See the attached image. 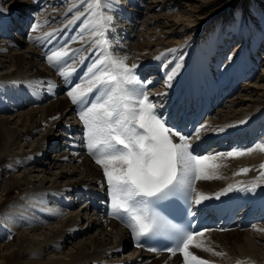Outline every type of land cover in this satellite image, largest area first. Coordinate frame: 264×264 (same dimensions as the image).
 Returning a JSON list of instances; mask_svg holds the SVG:
<instances>
[{
  "label": "bare ground",
  "instance_id": "obj_1",
  "mask_svg": "<svg viewBox=\"0 0 264 264\" xmlns=\"http://www.w3.org/2000/svg\"><path fill=\"white\" fill-rule=\"evenodd\" d=\"M15 1L17 0H0V8L3 9L4 6L8 5L6 13L0 12V16L7 19V25H13L11 30L8 28L11 34L15 32L14 26L18 27L22 21L24 24L31 22V15L26 12L38 10L40 0H30L25 3L24 8L14 7L12 2ZM36 1H38L37 4ZM55 1L57 0H49L46 4H53ZM61 1L68 4L67 8H61V12L63 11L66 16L69 12L77 11L78 6L86 5L72 17V20L78 21L72 27L67 25L64 29H69L67 32L71 34L75 31L76 37L68 46L73 52L76 49L74 53L76 64L81 60H86L85 57L90 59L89 63L92 64L97 56L93 54L95 46L88 48L92 39L90 36L91 29L85 28V25L89 23L85 19L89 0L77 2L76 0H58L62 4ZM145 2L146 0L144 3L141 0H108L110 7L105 11L112 17V22L106 32V38L111 44L109 51L116 58L126 57V63L129 66H137L136 77H140L142 74L145 76V71L154 70L146 81L148 82L146 83V91L149 97H153L155 103L160 97L164 96L167 99V95L174 92V86L170 87L171 90L173 89L172 92L167 90L168 86L165 87L164 91L162 88V90L154 88V85L159 84H156L155 81L160 76V82L163 73H166L164 68L162 69L165 63L163 64L161 59L157 57L158 52L173 46V40L180 39L176 35L180 34L179 30L184 24L190 26L181 31L183 32L182 35L196 25L186 23L187 21L181 23L183 19L181 21L169 19L166 21L171 22L162 23L164 21L162 11L172 7L179 9L180 2L185 4L189 0H151ZM51 4L48 7L52 6ZM121 4L126 5L128 10L122 8ZM52 10L46 13L42 11V14L37 16L38 21L34 23L36 31L31 32L32 36L29 42L24 41L25 49L23 52L17 51V41L0 42V174H2V170L6 169H3L4 161L10 162V167L15 171L10 175L11 177L8 178L6 184L2 186V189L0 188V193L5 189L10 192L12 189L19 188H22L24 193L18 194L12 204H8V200L0 195V208L4 209L3 207L6 206L10 208L3 214L7 224H9L8 229L17 234L15 244L11 242L0 243V261L2 263L8 262L15 256H21L27 260H24L27 264H183L182 253L175 255L165 253L157 257L155 254L135 249L130 243L127 232L117 221L105 217L99 219L98 217H91L88 206L83 205L82 208L75 210L79 205L78 199L88 189L96 188L99 190L104 188L107 190V185L102 169L95 163L87 150L71 152L70 149H66L62 152L65 146L63 126L65 124L79 126L82 121L79 114L73 112L74 104L67 95L70 89L65 90L64 78L48 65L44 57V47L40 50L37 47L44 42L41 40L38 43L37 38L45 36L47 32H53L54 29V26H51L50 29H39L42 27L39 25V20L42 18L41 20L45 23L53 22V24L58 21V12L55 13L54 11L50 14ZM18 11L22 16L19 15ZM82 12L84 15H81ZM137 13H142L143 17H146L141 25H138L140 24V16L134 19ZM1 20L0 18V22ZM1 27L4 26L1 25ZM61 27L60 29L63 30ZM62 32L65 31H55V33H60L58 36H62ZM155 32L160 33L161 36H156ZM259 46L264 47V42ZM85 48L88 50L84 51ZM80 52L81 55H77ZM192 59L190 69L184 71L185 75L183 76L189 83L200 79L197 77L200 71L204 73L210 71L212 69L210 62L213 61L206 62L204 59L197 58L196 55ZM74 63L71 65L72 68H74ZM38 64L43 69H37ZM200 64H203L202 67ZM258 64L264 71L263 59ZM249 65V69H254L256 64L251 62ZM44 70L46 73H43ZM200 76L203 77L201 80H206V76L203 74ZM262 82L264 83V76H261L258 82L252 86L244 87L241 93L234 95L232 100L229 99L230 101L227 103L229 105L227 107L228 112L225 116L219 112L208 119L200 130L201 137L197 139L204 140L208 144L213 143V147L205 154L217 148L220 144V138L230 142L231 137L240 135L237 138L240 142L246 134L255 137L256 127L259 130L264 127V100L261 101L264 84L260 85ZM31 83H38V86H26V84ZM17 84L25 85V87L18 88L19 91L27 90L29 87L32 92L20 95L18 100L11 101L7 98L11 97L13 93L8 91L6 87H15ZM201 84H205L202 91L203 95H215V92H211L212 89L206 83L202 82ZM57 91V98L46 100L41 98L42 93H46L43 98H47L48 94H54ZM193 94H201L198 92V86L193 90ZM29 96L37 101L30 107L28 105L29 101H32V97L27 98ZM43 102L45 103L40 104ZM159 102H164V99L159 100ZM252 124L255 125L254 129L251 128ZM54 129H57V132L53 136L54 138H51L50 134ZM219 129H223V131H218ZM256 138V140L261 139L260 136ZM175 141L178 142V137ZM232 142L238 145L236 140L232 139ZM223 145L225 147L227 143ZM83 146L85 145L83 144ZM247 146L241 141L238 150L248 149ZM50 151H54L55 155H48ZM227 152L225 150L220 153ZM41 159H45L47 162L41 161L39 163ZM218 163L223 165L215 172L218 178L196 181V192L212 197V195L221 193L229 185H232V192L238 191L239 196H243L247 200L252 199V201L257 200L258 194L264 193V181L258 179L259 166L264 163V153L255 151L250 155L236 159L221 157ZM242 168L251 170L246 175H236ZM54 169H58L60 172H51ZM254 182L256 183L254 191L244 190L250 188ZM228 231H233L232 235L236 234L237 237H242L241 254L238 257L233 255V258L230 257L232 260H228L226 257L227 259L220 258L219 263H214L216 261H214L213 256L211 257L213 260L210 257L206 258L211 252L200 249L203 253L202 259L209 261L210 264H264V220L250 229H244L243 232L238 229ZM228 231H226L227 234ZM217 234L226 235L222 231L213 229L205 232V236L198 239H202L206 247L214 250L210 236ZM79 238L81 240L70 247L68 246L69 240ZM14 245L16 246L15 249H11ZM124 250L128 253H125Z\"/></svg>",
  "mask_w": 264,
  "mask_h": 264
},
{
  "label": "snow or ice",
  "instance_id": "obj_2",
  "mask_svg": "<svg viewBox=\"0 0 264 264\" xmlns=\"http://www.w3.org/2000/svg\"><path fill=\"white\" fill-rule=\"evenodd\" d=\"M109 7L108 0L88 2L85 19L89 23L85 28L91 29L92 37L88 48L95 46L93 54L97 58L89 65L80 82L72 85L67 95L73 104L83 105L79 117L84 125V139L89 155L103 171L110 214L125 223L135 241L139 242L142 237L175 233L169 238L177 241V245L167 249L172 255L177 251L182 253L183 264H210L189 250L195 247L213 251L206 247L202 239H198L203 238L205 232H186L171 225L155 210V205L179 196L190 208L192 193H196L197 205L211 199L196 192L195 182L218 178L215 172L223 166L218 163L221 157L236 159L255 151L264 153V141L245 150L196 155L190 143L192 137L168 126L156 112V104L147 95L148 82L140 81L135 75L137 66H129L126 57L116 58L109 51L111 44L106 32L111 26L112 17L105 11ZM0 12H3L2 8ZM32 30L36 31V28ZM54 35L55 30L46 33L44 39ZM74 55L73 50L65 44L46 53L45 58L67 83L75 72L71 67V63L75 62ZM172 78L171 74L167 76L166 86H170ZM203 127L195 130L196 137H199ZM218 131L222 132L223 129ZM174 137H178V142H174ZM250 170L242 168L236 175H246ZM259 173L258 179L264 181V163L260 164ZM255 188L254 182L244 190L254 191ZM231 191L233 186L229 185L215 198L219 199ZM149 250L156 251L155 248ZM213 254L222 255L219 252Z\"/></svg>",
  "mask_w": 264,
  "mask_h": 264
},
{
  "label": "rangeland",
  "instance_id": "obj_3",
  "mask_svg": "<svg viewBox=\"0 0 264 264\" xmlns=\"http://www.w3.org/2000/svg\"><path fill=\"white\" fill-rule=\"evenodd\" d=\"M29 1L30 0H17L15 2H12V4L15 5L14 7H16V8H21V7L24 8L25 3L29 2ZM48 1L49 0H40L39 1V2H41L39 5V9H38L39 12H38V10H32L31 12L30 11L26 12L29 15H31V14L36 15L35 19L33 18L34 16L32 18L30 17L31 22L33 20V22H32L33 24L36 21H38L37 16L42 14L41 13L42 11H45L44 13H46V12H49L50 10L53 9L52 12H50V14L53 13L54 11H55V13L58 12L57 13L58 14V18H57L58 21L56 23H54V24H53V22L45 23L44 21L41 20L42 19L41 18L39 20V25L42 27H40L39 29H43V28L44 29H50L51 26L52 27L54 26L55 31H57V30L58 31H65L64 28L67 25H71V27H72L74 25V23L78 21V20H72V17L75 15V13L82 10V7L86 6V5L85 6L83 5L82 7L78 6L76 8L77 11L69 12L66 16L63 13V11L61 12V8H67L66 7V6H68L67 2L61 1L62 2V4H61L57 0L53 4L50 3L52 6L48 7V5H50V4H48V5L46 4ZM77 1H81V0H76V2ZM148 1H151V0H147L146 2H148ZM37 2L38 1H36V4H37ZM143 3H144V1H143ZM45 5H47V6H45ZM121 7L127 9L126 5L121 4ZM59 9H60V11H58ZM126 9H123V10H126ZM7 10H8V5H6V7L5 6L3 7V11H4L3 13L5 14L6 13L5 11H7ZM19 11H18V13H19ZM162 14H164L163 15L164 21H162V23L163 22H168V23L171 22V21H166L169 19H172V20L174 19L175 21L176 20L181 21L183 19V22H181V23H185L187 21L186 23H190L191 25L194 24L196 26L193 29L189 27L190 31L187 32L186 34L182 35L183 32H181V31L184 28H188V26H190L189 24L188 25L184 24L182 29L179 30L180 34L176 35L180 39H175V41L173 40V42H174L173 46L158 52L157 57H159L161 59L163 64L165 63L164 64L165 66L163 65L162 69L164 68L166 73L165 72L163 73L162 76L164 78L162 77L160 82L159 81L157 82L159 84L156 83L157 85L155 86V88L157 90H160L162 88L163 90L162 89L161 90L164 91V89L166 87V82H167L166 78L170 73L172 74V76L174 74L175 75L173 76L174 78H172V81H170L171 82L170 86L167 87L168 91L172 92L173 89L171 90V88H170L172 86H174V90H173L174 92H175V90H179V89L183 88L184 86H186L188 84V82L185 79V77H183L185 75L184 71H187V69H190L192 62H193L192 58L195 57V55L199 59H202V60L204 59V61L206 60V62H208L209 60L210 61L213 60L212 62H210L212 69H210V71H207L209 73H207V72L204 73L201 71L199 72L200 74H203L204 76H206V78H205L206 80H201V78H203V77L200 76V74L198 73L197 77H199L200 79L194 83L195 85L192 83V84H190V86L191 85L196 86V83H197V85L199 84L200 86H205V84L202 85V84H200V82L202 81V82L206 83V85H208L207 81H210V83L211 82L215 83L217 81H220V79L223 80L222 85L226 84V87H228L230 84H233V85L235 84V86H236L235 91L236 92H234V94L227 97L226 102L223 103L222 107H220V108H218V110L214 111V115L220 112L222 114V116H225V114L228 112L227 107H229V105H227V103L234 98V95H238L239 93H241V91L244 89V87L252 86L254 83L258 82V80L260 79L261 76H264V71H263L261 65L258 64L259 61H262V59L264 61V47L259 46V45H261V43L264 42V0H189V2L185 3V4H182L180 2V8L179 9H177L175 7L167 8L164 11H162ZM19 15L22 16V14H20V13H19ZM64 15H65V17H64ZM140 15H141V18L139 19L140 24H138V25H141V23H144V19L146 18L145 16L143 17L142 13H140ZM59 16H61V17H59ZM187 18H188V20H187ZM70 20L72 21V23H69ZM199 24H200V26H198ZM27 25H29V22L27 23ZM60 27L63 28V30H61ZM54 29H53V31H54ZM67 30H69V29H66V31ZM31 31L33 33V30H31ZM71 31H73V30H71ZM74 33H75V31H74ZM74 33H73V38H72L71 42H73V40L76 37V35H74ZM17 35L19 36L18 33H17ZM17 35L15 36L14 39H13L12 35H11V37H7V38L2 37L3 39L0 38V42H4L7 40H9L11 42L17 41V43H18L17 51L19 53L23 52V50L25 49L24 48L25 47L24 39L22 41L21 38L18 37ZM155 35L158 37L161 36V34L158 32H155ZM44 37L45 36L38 37L39 38L38 43H40L41 40L42 41L46 40V39H44ZM20 44H22V45H20ZM28 45H30V44H28ZM37 47L40 50L41 47L40 46H37ZM172 48H174V49H172ZM238 48H240V49H238ZM77 52H79V50H77ZM170 53H173V54H170ZM77 55H81V52L79 54L77 53ZM166 56H167V58H166ZM163 59H165V60H163ZM251 62L256 64V65H254V69H249L250 68L249 64ZM74 64H76V62ZM202 65H201V67H202ZM37 69L41 70V69H43V67H41L40 64H38ZM173 69H174V71H173ZM137 70L138 69H136V71ZM203 71H205V70H203ZM148 72L153 73L154 70H153V72H150V70ZM175 72H177V73H175ZM43 73H46V70H44ZM149 73H147V74H149ZM145 76H147V75L145 74ZM159 78H161V77H159ZM145 79H149V75ZM34 84L33 83L26 84V86L29 85L30 87H32V85H34ZM262 84H264V83L263 82L260 83V85H262ZM17 85L16 86L14 85L15 87L7 86L6 88H8L7 89L8 91L10 90V91H12L11 93L14 92V94H15L16 92L19 91L18 88L20 89L23 86L25 87V85H21V84H17ZM233 85H232V87H233ZM175 87H176V89H175ZM7 90H6V92H7ZM262 91L264 92V90H262ZM4 94H5V92H4ZM262 96L263 97L261 98V101L264 100V93ZM254 99H256V98H254ZM56 132H57V129H54V131L50 134L51 138L56 134ZM256 135H257V137L260 136L261 137L260 140L263 141L264 140V127L261 128L259 131V134H256ZM38 136H37V138H38ZM260 140H256L257 142H255L254 144L249 145L247 147L248 148L253 147L254 145L258 144L260 142ZM63 151H66V148L62 149V152ZM49 153H48V155H52V156L55 155L54 151H50ZM41 161L43 163L47 162V161H45V159H43V160L41 159V160H39V163H41ZM9 164H10V162L4 161L3 169L4 168H6V169L2 170V174H0V176H1L0 177V188L1 189H2V186L6 184L8 178L11 177L10 175L15 172L10 167L11 164L10 165ZM55 171L60 172V170H58V169L51 170V172H55ZM41 175L43 176V174H41ZM1 189H0V191H1ZM22 191H23L22 188L12 189L10 192H7V190L5 189V190H3L2 193H0V195L3 198H6L8 200V204H12L15 200V197H17L18 194H24ZM3 208L4 209L0 208V240H1L0 243L2 244L3 242L4 243H10L11 242V243L15 244L17 242V234L15 232H12V230L8 229L9 224H7V222L5 220L6 218L3 215L6 211H9L10 208L8 206L3 207ZM79 208L80 207H78L75 210H78ZM233 231H231V232L228 231L229 232L228 234H227V232H224V233H226V235L225 234L224 235H221V234L218 235L217 234V235L210 236V242L212 241L211 245L214 248V250L212 249L213 251L211 253H209L211 256L208 255L206 258L210 257L211 260L214 259V261H216L214 263H219L220 258L224 259L227 257L229 260V259L233 258V255H236L238 257L242 251V248L240 247V245L242 243L241 240H243V239H242V237H237L236 234L232 235L231 233ZM6 234H7V236H6ZM79 240H81V239L79 238L77 240H74V239L69 240L68 246L70 247L71 245H73L75 242H78ZM15 247L16 246L14 245L13 247H11V249H15ZM237 250H238V252H237ZM190 251L193 252L194 254H196L197 256H199L200 258L203 257V253H202V251H200V249H197L195 247H191ZM218 251H219V253H222V256H220V255L217 256V255L213 254V252H218ZM124 252L128 253L125 250H124ZM212 256H213V259L211 258ZM156 259H157V257H156ZM182 259H184V258H182ZM24 260H26V259H23L21 256H15V257L11 258L10 261H8V262L2 263L0 261V264H27Z\"/></svg>",
  "mask_w": 264,
  "mask_h": 264
}]
</instances>
